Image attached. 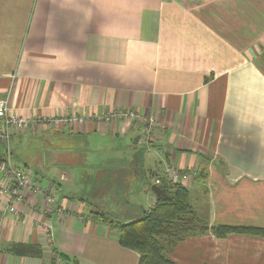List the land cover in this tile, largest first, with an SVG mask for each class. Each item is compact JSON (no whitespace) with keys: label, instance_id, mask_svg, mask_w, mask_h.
Wrapping results in <instances>:
<instances>
[{"label":"crops","instance_id":"1","mask_svg":"<svg viewBox=\"0 0 264 264\" xmlns=\"http://www.w3.org/2000/svg\"><path fill=\"white\" fill-rule=\"evenodd\" d=\"M0 100L8 118L71 119L10 130L11 162L56 203L25 192L14 214L0 196V264H139L117 224L156 204L169 164L210 226L264 228V0H0ZM119 108L154 119L155 142L139 121L98 119ZM170 258L264 264V238L206 233Z\"/></svg>","mask_w":264,"mask_h":264},{"label":"trees","instance_id":"2","mask_svg":"<svg viewBox=\"0 0 264 264\" xmlns=\"http://www.w3.org/2000/svg\"><path fill=\"white\" fill-rule=\"evenodd\" d=\"M2 160L0 154V162ZM159 187L167 194L166 197H157L156 204L142 218L127 224H117L119 244L136 251L140 256L139 264H171L170 254L177 244L206 233L218 238L231 234L264 238V228L261 227L210 226L207 219L196 213L187 188L181 184L168 183L165 179ZM94 218L104 223L112 222L101 213H95ZM8 252L33 257L42 255L43 249L38 245L10 244ZM61 259L70 258L61 254Z\"/></svg>","mask_w":264,"mask_h":264},{"label":"built area","instance_id":"3","mask_svg":"<svg viewBox=\"0 0 264 264\" xmlns=\"http://www.w3.org/2000/svg\"><path fill=\"white\" fill-rule=\"evenodd\" d=\"M105 123H112L115 121H128L141 122L143 126V137L146 144L155 142V133L158 129V124L152 118L141 116L132 109H114L107 111L103 116L98 117ZM38 121L48 122L51 124H58L61 122L64 125H68L71 119L68 117L56 118V119H44L38 120L33 118L27 120L24 118L7 117L6 103L0 100V141L7 143V150L5 158L0 162V196L6 197L11 203L9 211L17 214L15 209V203L23 200L25 192H32L36 195L43 196L48 203L55 204L56 199L49 195L47 188H42L37 182L34 181L33 175L31 176L25 170L16 167L11 162V150L9 149V142L11 139L10 130L12 128H25L29 123H36ZM191 175L183 173L180 169L169 164L166 166L164 172L160 176H156L154 179V185L159 186L162 184V180L165 179L171 184H183ZM42 227L46 231L48 240H51L52 234L50 233L47 224H42ZM53 255H55L53 253Z\"/></svg>","mask_w":264,"mask_h":264},{"label":"rangeland","instance_id":"4","mask_svg":"<svg viewBox=\"0 0 264 264\" xmlns=\"http://www.w3.org/2000/svg\"><path fill=\"white\" fill-rule=\"evenodd\" d=\"M64 146H67V145H64ZM32 151H30L29 153H31ZM43 153V152H42ZM36 154V153H35ZM39 156V160H40V155H38ZM18 162H21V160L19 161L18 160ZM34 163V166H36V167H38V169H39V171H41L42 172V174L40 175V177H42L43 176V174H44V167H43V165L41 164V161H39V162H33ZM21 165H23V163L21 164ZM32 168V167H31ZM28 174H30L31 176L32 175H34L35 174V168H32V169H26L25 170ZM46 175V174H45ZM53 175H54V173L53 172H51V171H49V176H48V178L51 176V177H53ZM55 176V175H54ZM47 177V176H46ZM51 179H53V178H51ZM85 180H87V177H86V179Z\"/></svg>","mask_w":264,"mask_h":264},{"label":"water","instance_id":"5","mask_svg":"<svg viewBox=\"0 0 264 264\" xmlns=\"http://www.w3.org/2000/svg\"><path fill=\"white\" fill-rule=\"evenodd\" d=\"M152 189H153L154 194L157 197H166L167 196V194L159 186L154 185L152 187Z\"/></svg>","mask_w":264,"mask_h":264}]
</instances>
